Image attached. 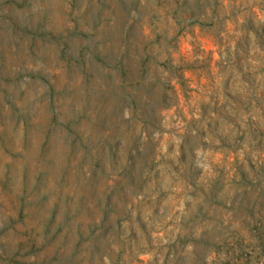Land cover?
Here are the masks:
<instances>
[{
  "label": "rangeland",
  "instance_id": "obj_1",
  "mask_svg": "<svg viewBox=\"0 0 264 264\" xmlns=\"http://www.w3.org/2000/svg\"><path fill=\"white\" fill-rule=\"evenodd\" d=\"M0 264H264V0H0Z\"/></svg>",
  "mask_w": 264,
  "mask_h": 264
}]
</instances>
